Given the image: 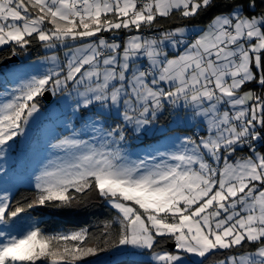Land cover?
<instances>
[{"label": "snow or ice", "instance_id": "snow-or-ice-1", "mask_svg": "<svg viewBox=\"0 0 264 264\" xmlns=\"http://www.w3.org/2000/svg\"><path fill=\"white\" fill-rule=\"evenodd\" d=\"M0 264H264V0H0Z\"/></svg>", "mask_w": 264, "mask_h": 264}, {"label": "trees", "instance_id": "trees-1", "mask_svg": "<svg viewBox=\"0 0 264 264\" xmlns=\"http://www.w3.org/2000/svg\"><path fill=\"white\" fill-rule=\"evenodd\" d=\"M74 220H83L85 219V217L81 216V217H75V218H72ZM89 222H94L95 221V217H88L87 218ZM101 219H103V217H101ZM69 227H72L73 225H68Z\"/></svg>", "mask_w": 264, "mask_h": 264}, {"label": "water", "instance_id": "water-1", "mask_svg": "<svg viewBox=\"0 0 264 264\" xmlns=\"http://www.w3.org/2000/svg\"><path fill=\"white\" fill-rule=\"evenodd\" d=\"M45 102H47V101H45Z\"/></svg>", "mask_w": 264, "mask_h": 264}]
</instances>
